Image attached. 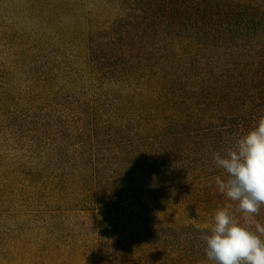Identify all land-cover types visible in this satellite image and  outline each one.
Returning a JSON list of instances; mask_svg holds the SVG:
<instances>
[{
	"label": "rangeland",
	"instance_id": "374dc122",
	"mask_svg": "<svg viewBox=\"0 0 264 264\" xmlns=\"http://www.w3.org/2000/svg\"><path fill=\"white\" fill-rule=\"evenodd\" d=\"M261 116L264 0H0V264H213Z\"/></svg>",
	"mask_w": 264,
	"mask_h": 264
},
{
	"label": "clouds",
	"instance_id": "9594fccd",
	"mask_svg": "<svg viewBox=\"0 0 264 264\" xmlns=\"http://www.w3.org/2000/svg\"><path fill=\"white\" fill-rule=\"evenodd\" d=\"M213 162L226 173L217 175L215 184L238 202L243 223L230 214V205L218 208L211 234L201 236L207 259L213 264H264V225L256 219L264 205V116L223 155L213 153Z\"/></svg>",
	"mask_w": 264,
	"mask_h": 264
}]
</instances>
